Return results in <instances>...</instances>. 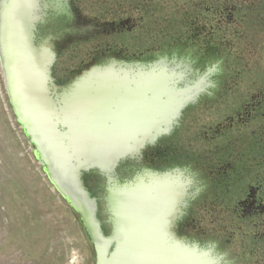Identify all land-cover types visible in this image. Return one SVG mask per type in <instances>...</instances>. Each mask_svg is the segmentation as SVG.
Segmentation results:
<instances>
[{
    "label": "flooded vegetation",
    "instance_id": "1",
    "mask_svg": "<svg viewBox=\"0 0 264 264\" xmlns=\"http://www.w3.org/2000/svg\"><path fill=\"white\" fill-rule=\"evenodd\" d=\"M35 2L33 42L54 56L48 87L59 112L71 87L110 77L125 110L124 139L139 141L143 74L155 71L171 99L182 101L167 133L113 169L83 174L105 234L111 233V190L166 179L177 193L163 230L170 253L186 250L202 264H264V46L251 41L238 48L224 30L236 24L221 13L205 23L195 17L173 32L171 22L155 20L162 7L147 1ZM1 73L20 127L2 66Z\"/></svg>",
    "mask_w": 264,
    "mask_h": 264
},
{
    "label": "water",
    "instance_id": "2",
    "mask_svg": "<svg viewBox=\"0 0 264 264\" xmlns=\"http://www.w3.org/2000/svg\"><path fill=\"white\" fill-rule=\"evenodd\" d=\"M35 5V0H1L0 63L18 124L90 239L95 264H202L200 256L186 250L170 253L165 243L163 230L177 194L170 180H139L111 190L106 200L111 233L106 235L98 201L82 178L94 169H113L167 133V120L178 115L182 101L171 99L169 85L155 71L143 74L135 117L139 141L124 139L125 110L117 89L111 88L119 84L110 77L71 87L59 112L48 87L54 56L33 42Z\"/></svg>",
    "mask_w": 264,
    "mask_h": 264
},
{
    "label": "rangeland",
    "instance_id": "3",
    "mask_svg": "<svg viewBox=\"0 0 264 264\" xmlns=\"http://www.w3.org/2000/svg\"><path fill=\"white\" fill-rule=\"evenodd\" d=\"M162 4L164 10L157 12L172 16V3ZM260 64L259 71H264V57ZM0 264H95L90 239L15 121L1 63Z\"/></svg>",
    "mask_w": 264,
    "mask_h": 264
},
{
    "label": "trees",
    "instance_id": "4",
    "mask_svg": "<svg viewBox=\"0 0 264 264\" xmlns=\"http://www.w3.org/2000/svg\"><path fill=\"white\" fill-rule=\"evenodd\" d=\"M164 10L163 2L165 0H140L145 5ZM172 3L173 15L162 14L157 12L155 19L158 22H171L173 24V32L177 26L191 22L198 17L202 23L212 21L215 13H221L224 16H229L234 27L224 28L225 31L231 32L227 39L234 40L238 48L246 49V46L255 41L257 46H264V0H167ZM170 8V7H169ZM171 16V17H170ZM170 17V19H168ZM225 17V21H228ZM157 22V21H156ZM253 33V40L250 38Z\"/></svg>",
    "mask_w": 264,
    "mask_h": 264
}]
</instances>
